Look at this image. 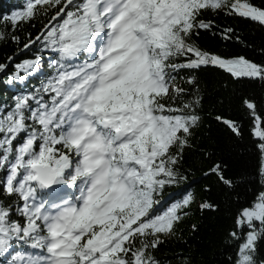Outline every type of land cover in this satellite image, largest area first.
Returning <instances> with one entry per match:
<instances>
[{"label":"snow or ice","instance_id":"obj_1","mask_svg":"<svg viewBox=\"0 0 264 264\" xmlns=\"http://www.w3.org/2000/svg\"><path fill=\"white\" fill-rule=\"evenodd\" d=\"M221 14L264 27L252 0H26L0 15V264H264V97L246 90L264 89V59L201 43H244ZM210 69L227 74L217 88ZM234 102L257 187L222 155L243 139ZM213 214L225 223L202 246ZM172 241L187 250L161 255Z\"/></svg>","mask_w":264,"mask_h":264},{"label":"trees","instance_id":"obj_2","mask_svg":"<svg viewBox=\"0 0 264 264\" xmlns=\"http://www.w3.org/2000/svg\"><path fill=\"white\" fill-rule=\"evenodd\" d=\"M253 3L259 5L264 3V0H252ZM26 4V0H0V15L10 14L12 10H18L23 8ZM216 22L222 25L235 26L238 34L242 37L243 44L240 42H229L225 45L223 42L218 40L209 39L207 36H203L201 43L206 47L214 46L217 50L223 51L227 49L228 51L234 53L246 54L247 56L260 60L264 59V27L260 26L256 22L246 20L240 17H225L221 14L216 18ZM0 24H3V21L0 20ZM39 24L36 25V28L29 26L25 27L26 31H31L35 34ZM11 49L8 47L0 46V56L5 52L10 53ZM206 79L213 82V87L217 88L219 83H222L227 78V74L223 73L218 69H210L203 74ZM250 94H253L259 101L260 97H264V89H261L257 85H250L246 89ZM6 94H0V100L6 99ZM264 107V104L261 105ZM233 111L232 115L240 117L241 123L243 125V139L242 140H231L229 141L226 137L222 142V155L229 162L230 165V174H240L243 173L246 175L249 184L246 186L248 188L257 187L259 185V177L257 175L258 167L260 163V156L258 150L256 149V144L258 143L257 138L251 134V120L246 112L239 109L237 103L232 104ZM218 135L224 136L223 133H217ZM194 179L197 181L193 187L199 191L200 187L207 183L200 177V174L197 172ZM171 193L170 198H176L179 196V191L176 189H169ZM191 223V221H188ZM188 223L184 227L185 238L188 237ZM225 220L223 218L216 219L208 218L203 222V228L199 234L202 238V246L204 242L209 240H215L213 233H217L218 229L223 226ZM189 243H192L190 240ZM186 246L183 242L172 241L167 246L161 249V255L172 256L173 254L180 253L181 251H186ZM173 264H178V261H173Z\"/></svg>","mask_w":264,"mask_h":264},{"label":"rangeland","instance_id":"obj_3","mask_svg":"<svg viewBox=\"0 0 264 264\" xmlns=\"http://www.w3.org/2000/svg\"><path fill=\"white\" fill-rule=\"evenodd\" d=\"M241 3L245 2V0H240Z\"/></svg>","mask_w":264,"mask_h":264}]
</instances>
